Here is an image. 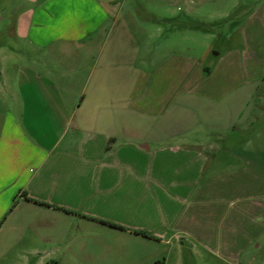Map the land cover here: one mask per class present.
Wrapping results in <instances>:
<instances>
[{
    "label": "crops",
    "instance_id": "0c3cea01",
    "mask_svg": "<svg viewBox=\"0 0 264 264\" xmlns=\"http://www.w3.org/2000/svg\"><path fill=\"white\" fill-rule=\"evenodd\" d=\"M181 1L140 23L133 0H0V213L19 191L58 264L122 237L264 264V0L209 66L157 42Z\"/></svg>",
    "mask_w": 264,
    "mask_h": 264
},
{
    "label": "rangeland",
    "instance_id": "374dc122",
    "mask_svg": "<svg viewBox=\"0 0 264 264\" xmlns=\"http://www.w3.org/2000/svg\"><path fill=\"white\" fill-rule=\"evenodd\" d=\"M261 1L263 0H217L215 2L183 0L172 5L169 16L171 20L155 19L164 29L162 37L157 42H164L169 54L180 52L187 58L193 55L196 58H204L209 52V59L203 60L205 65L209 66L215 60L213 53H218L226 47V38L238 37L239 27ZM133 3L138 7L137 18L140 23L150 16L144 11H159L161 7L166 6L161 0H133ZM12 41L14 42L5 36L0 38V42L12 43ZM11 45L18 46L15 43ZM158 46L160 45L155 44L154 48ZM20 197L21 194L17 191L9 207L0 213V264H29V261L31 264H39L40 260L41 264H54L55 261L59 263L58 259L65 255L63 249L57 244L58 242L50 240L48 235L39 233V228L46 226L47 222L35 216L26 220L22 213H17L16 208ZM19 228L27 230V236L23 237V247L13 248L2 259L1 250L6 244H11L10 242L17 239ZM129 238L122 237L119 240L115 238V252L111 260L95 264H150V262L164 261V257L169 258L170 264L177 262V254L172 249L167 252L158 247L150 248L146 244L137 243L135 239ZM24 249L26 252L23 251ZM262 256L264 254H261ZM183 257L185 264H205L202 256L189 250L183 254ZM218 264L226 263L218 261Z\"/></svg>",
    "mask_w": 264,
    "mask_h": 264
},
{
    "label": "trees",
    "instance_id": "16d2710c",
    "mask_svg": "<svg viewBox=\"0 0 264 264\" xmlns=\"http://www.w3.org/2000/svg\"><path fill=\"white\" fill-rule=\"evenodd\" d=\"M169 20H171V19H169ZM29 200H32V199H29ZM110 225H112V226H114V227L123 228V227L117 226V225H115V224H110ZM142 234L145 235V236H147V233H145V232H142ZM54 264H58V263L55 262ZM155 264H162V262H157V263H155Z\"/></svg>",
    "mask_w": 264,
    "mask_h": 264
}]
</instances>
